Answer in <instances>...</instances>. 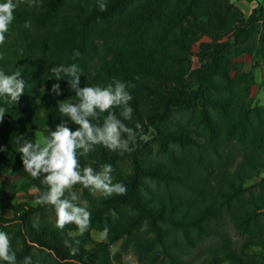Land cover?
I'll use <instances>...</instances> for the list:
<instances>
[{"label":"trees","instance_id":"1","mask_svg":"<svg viewBox=\"0 0 264 264\" xmlns=\"http://www.w3.org/2000/svg\"><path fill=\"white\" fill-rule=\"evenodd\" d=\"M98 2L37 0L32 7L22 4L14 11L0 45V70H19L26 86L16 104L0 98V107L6 109L0 119V175H21L46 191L45 174L34 179L24 171L17 137L22 135L21 144L35 143L37 130L44 137L57 126L76 131L79 125L60 113L59 103L76 104L79 89L106 87L113 79L129 85L133 111L129 120L120 116L119 108L112 111L134 130L141 124L136 142L154 129L159 150L171 163L144 159L135 142L130 145L136 150L130 171L124 172L121 162L130 151L120 154L96 145L81 155L78 149L81 169L99 171L110 164L115 182L127 189L124 195L93 198L89 188L76 184L88 201L90 227L107 229L106 239L95 241L88 231L72 236L68 230L77 228L73 223L61 230L30 218L38 210L55 213L51 205L12 207V218L3 222L10 225L6 233L17 264L26 256L31 264H89L85 259L111 264L109 246L124 235L131 238L143 264H190V250L210 237L217 245L198 264H264V177L255 196H247L250 187L245 186L257 170H264V108L251 107L253 116L248 112L243 123L235 119L233 108L253 84L252 73L234 59L255 52L254 36L264 24L263 5L246 16L229 0H104L106 11L99 10ZM25 21L31 22L29 28L23 27ZM194 54L200 66L192 69ZM71 64L82 69L76 88L71 78L61 74L56 80L50 71ZM53 84L59 85L56 91ZM183 109L192 111L188 125L174 121ZM106 115L92 122L102 123ZM191 127L203 132L197 135ZM226 219L240 236L238 241L224 227ZM140 222L147 226L144 233L135 231ZM72 247H78L74 255ZM43 248L48 252L42 260L37 251Z\"/></svg>","mask_w":264,"mask_h":264},{"label":"clouds","instance_id":"2","mask_svg":"<svg viewBox=\"0 0 264 264\" xmlns=\"http://www.w3.org/2000/svg\"><path fill=\"white\" fill-rule=\"evenodd\" d=\"M37 0H3L0 2V45L5 43V33L14 20V11L22 4L29 7L36 5ZM100 11L107 10L104 0H99ZM30 21H25L23 27L29 28ZM79 53L75 52L74 56ZM0 53V59H3ZM56 80L61 79V74L71 78L72 88H76L82 69L76 64L70 66L60 65L50 70ZM25 81L19 70L6 74L0 70V98L8 104H16L24 94ZM58 84L52 85V91L58 89ZM129 85L113 79L112 83L106 87L86 86L76 92L78 103L64 101L59 103V111L62 115H68L79 125L76 131H70L67 127L57 126L54 132L43 137L42 140L33 143L30 140L20 143L21 136L17 137L20 145L18 152L23 169L32 178L36 179L45 174L42 183L46 186V191H39L36 195L37 205H51L55 209V227L63 229L65 225L73 223L77 226L80 234H83L91 222V213L85 208L75 205L72 201L77 199L75 195L71 199H63L65 191H70L74 185L80 184L84 188L101 192L105 197L113 194H126V186L122 183L112 182V166L103 164L99 171L91 166L81 169L77 150L82 149L81 155L94 150V146L102 145L110 151H119L120 154L132 150L130 145L134 144L139 132H142L140 123H136L135 130L126 126L117 117L112 109L119 108L120 116L124 120L131 119L132 107L129 101L132 96L128 91ZM6 109L0 107V119L3 118ZM102 123L94 124L92 121H99L103 113ZM91 118V121L89 120ZM138 130V131H137ZM115 216V211H111ZM36 227V225H33ZM79 244V241H76ZM78 247L70 249L71 254H76ZM0 260L6 264H17L16 254L12 251L8 234L0 231ZM23 264H31V257L26 256Z\"/></svg>","mask_w":264,"mask_h":264},{"label":"rangeland","instance_id":"3","mask_svg":"<svg viewBox=\"0 0 264 264\" xmlns=\"http://www.w3.org/2000/svg\"><path fill=\"white\" fill-rule=\"evenodd\" d=\"M264 33V24H260V27L258 28V33L254 36V43L256 45V50H261L259 53L255 50L253 54H249V56L257 57L264 54V41H262L261 36ZM202 41H208L209 39L207 37H202ZM199 42L195 43L192 46L193 53L198 51L199 48ZM248 55V54H246ZM236 57L234 61L240 62L237 60ZM191 65L192 69L198 68L200 66V62L198 61L197 56L194 54L191 56ZM242 63V70L245 72H249L245 70V65ZM236 73V70L233 68L231 71L232 76H234ZM251 73V72H250ZM254 83V81H253ZM251 87V86H250ZM256 89L253 88L252 90H249V93L246 97L243 96L240 100H237L233 104V108L235 110V119L241 123L245 122V117L250 111L251 107H262L264 108V105L261 103H264V96H260L255 92ZM250 116H253V112H249ZM192 116V111L183 109L181 111H177L174 115V121L183 123L185 125H188L190 123V117ZM193 131L198 135L202 133L203 131L199 129L198 127H191ZM44 137V134L37 130L35 131V141L38 142L42 140ZM136 146L139 148L138 155L142 156L144 159H153V160H161L165 161L167 163H171V159L168 156H164L163 152L159 150L158 143L155 139V131L152 128H149L141 137L140 142H136ZM136 150H131L123 159L121 162V167L124 172L130 171V165H131V155L132 152ZM112 176V175H111ZM264 177V170H257L255 173V176L250 180L247 181L245 186L247 188L250 187V191L247 193V196H255L260 192V179ZM112 182H115L114 177L112 176ZM150 188H155L154 184H149ZM159 188H162L159 186ZM39 189L37 186H35L33 183H31L28 179L22 177L21 175L16 176H9L7 178L2 177L0 175V231L7 232L9 231L8 222H3L5 220L11 219L12 214V207L17 206H23L25 209L29 207H36L37 204L35 203L36 195L38 194ZM75 195L77 199L73 200L72 202L80 207H86L88 205V201L83 198V189L81 187H77L76 185L73 186V188L70 191H65L63 199H71V196ZM90 195L93 198H98L102 195L99 191H93L90 190ZM246 196V195H245ZM122 212H129L128 209H122ZM30 218L36 221H40L41 219H44L45 221H49L52 224H55L56 215L51 210H44V212H41V210H38L37 213H34L30 215ZM2 220V221H1ZM12 223V222H11ZM13 225V224H12ZM65 227H70L66 226ZM224 227L228 231V233L232 236L235 241H238L240 236L237 234L235 229L230 224L229 220H225ZM147 229V226L145 222H140L138 228H135V231L139 232H145ZM89 232L91 238L95 241H104L106 239L107 229L100 228L98 226L95 227H88L86 230ZM69 234L72 236L80 235L78 228L73 229L72 227L68 230ZM10 238V234L8 235ZM217 245L216 238L210 237L201 242L195 249H191L190 253L188 255V260H190V264H198L207 254L211 247H214ZM89 248L90 246H86ZM36 251V250H35ZM48 251L43 248V250L37 251L38 256L43 260L45 258V255ZM249 252L251 253H260V249L258 248H250ZM109 261L111 264H143V260L139 259L137 254L134 252L133 244L131 242V238L127 235L122 236L115 242L111 243L109 246ZM85 262L89 264H94L90 260L85 259ZM226 264V263H222Z\"/></svg>","mask_w":264,"mask_h":264},{"label":"crops","instance_id":"4","mask_svg":"<svg viewBox=\"0 0 264 264\" xmlns=\"http://www.w3.org/2000/svg\"><path fill=\"white\" fill-rule=\"evenodd\" d=\"M232 4L237 6L244 15H249L251 11L258 6V4L263 5L264 0H229ZM238 61L243 62L245 65V70L249 71L253 75L254 83L251 85L250 90L256 89L255 92L260 96H264V54L257 57H252L242 54L237 57ZM263 105L264 103L261 102Z\"/></svg>","mask_w":264,"mask_h":264}]
</instances>
